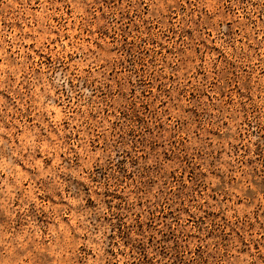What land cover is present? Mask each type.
<instances>
[{
    "label": "rangeland",
    "instance_id": "1",
    "mask_svg": "<svg viewBox=\"0 0 264 264\" xmlns=\"http://www.w3.org/2000/svg\"><path fill=\"white\" fill-rule=\"evenodd\" d=\"M0 264H264V0H0Z\"/></svg>",
    "mask_w": 264,
    "mask_h": 264
}]
</instances>
